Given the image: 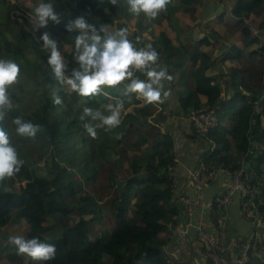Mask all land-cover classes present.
<instances>
[{
  "label": "trees",
  "instance_id": "1",
  "mask_svg": "<svg viewBox=\"0 0 264 264\" xmlns=\"http://www.w3.org/2000/svg\"><path fill=\"white\" fill-rule=\"evenodd\" d=\"M70 1L68 15L60 17V24L50 21L46 29L31 32L17 28L16 3L3 5L6 16L3 20L0 18V59L16 62L20 75L9 88L13 108L0 122V127L8 133L10 143L24 163L18 173L0 181V238L9 241L3 228L11 223L12 211L17 209L25 221L26 238H38L56 246L55 259L38 264H181L179 262L183 261L200 264L203 250L207 256V243L198 234L191 241L193 227H188L185 233L188 232L189 243L203 245L197 255L191 253V245L185 246L187 256L176 253L178 242L169 236L170 227L180 222L187 226L189 217L185 208L183 211L178 204L180 196L185 194L176 190L172 138L155 127L142 130L141 117L150 116L151 110L146 112L140 108L139 112L127 113L117 128L107 132L97 129L96 138H92L84 129V123L89 121H81L80 116L84 107L100 109L107 114L103 106L109 104L110 99L104 93L110 88L105 87L93 97H81L62 86L47 64L49 52L41 48L39 39L44 31L57 42L67 64L66 75H71L77 65L74 60L77 33L66 30L70 21L83 16L97 29L102 25L119 28L121 0L116 5L100 4L99 0ZM173 1L170 0L161 15L169 17L176 10ZM230 8L244 33L251 35L244 20L263 14L264 0H231ZM121 9L134 16L127 10L125 0ZM257 19L256 24L264 36V20ZM163 43L168 49L171 41L166 35H163ZM259 44L264 55V38ZM197 81V91L208 97L210 107L226 105L221 90L213 86L210 79L199 77ZM256 83L247 85V91L240 93L242 106L239 109L235 103H228L230 112L236 110L232 128L218 126L201 135L192 125L200 140H205L211 148L213 144L217 146L213 152L205 151L199 161L203 159L211 169L223 167L230 172L245 169L255 176L253 183L264 178V70ZM64 89L68 93H64ZM69 93L71 102L67 98ZM54 96L62 99L60 105L54 104ZM257 104L262 110H257ZM184 107H190V99ZM223 116L219 111V118ZM17 117L40 125L41 131L35 138L17 135L16 126L12 124ZM254 141L260 144L256 151L252 150ZM221 174L225 173H218L217 178ZM263 199L264 186L258 197L247 198L246 202L263 218L261 235L264 238ZM235 201H239L243 211L245 201L241 196H236L233 203ZM198 209L191 217L192 222ZM208 210L215 218L217 231L219 213L224 212V208L215 205ZM245 220L254 224L253 220ZM255 238L256 235L252 239L254 242ZM262 244L264 246L262 242L258 247ZM158 247L164 248L174 260L168 259ZM252 253L253 250L248 264L257 262ZM227 260L232 264L229 254ZM207 264H211L208 257Z\"/></svg>",
  "mask_w": 264,
  "mask_h": 264
},
{
  "label": "crops",
  "instance_id": "2",
  "mask_svg": "<svg viewBox=\"0 0 264 264\" xmlns=\"http://www.w3.org/2000/svg\"><path fill=\"white\" fill-rule=\"evenodd\" d=\"M173 2L176 10L169 17L160 13L155 19H146L141 13L140 16L138 15V20L137 15L132 16L122 12L121 6L124 0H121L119 28H109L111 33L126 28L128 39L137 49L152 45L159 54L158 65L165 67L172 77L171 80L162 81L164 90L169 91L170 94L167 97L162 95V103L144 104L136 99L135 94H132L130 98L123 95L125 85L129 83L125 81L115 88H110L107 97L113 104L117 98L124 101L121 119L132 111L139 112L140 108H144L146 112L151 110L150 116L141 117L140 121L144 125L142 130L155 127L172 138V155L175 161L173 177L176 190L193 198L195 190L190 181V173L199 159L204 156L205 151L213 152L217 147L213 144L212 149L205 140H200L195 135L190 121L191 111L210 106L208 97L197 91L199 83L197 80L199 77L210 79L212 85L221 90V98L226 102V105H218L220 112L224 113V116L220 117L221 126L224 129H230L234 125L233 113L236 110L230 112L228 103H235L236 109L242 106L240 93L247 91V85L251 86L257 82L260 72L264 70V55L259 39L246 35L243 27L235 19L230 8L231 0H203L202 3L197 4L187 0ZM252 18L254 20L258 18L257 20L261 22L264 20V13ZM135 35H137L136 38H134ZM163 35L171 41L168 49L163 43ZM133 71L134 75L140 79H147L142 73L135 69ZM189 99L190 107L186 109L184 105ZM130 100H132L131 106L128 105ZM259 109L260 107L257 106V110ZM261 181L264 186V178ZM229 184L228 175H219L213 184L204 189L205 199L212 200L225 193ZM178 204L184 211L179 200ZM208 209V207L198 209L194 217V227L190 230L191 241L197 236L198 227L210 233L216 231L215 218ZM227 212V243H252V256H255L257 260L254 264H264V246L262 244L258 247L259 243L264 242L261 235L263 224L257 227L255 224L246 222L239 201L232 203ZM12 217L11 223L3 228V231L9 237L16 234L24 235L26 233L24 226H20L22 217L17 209L12 211ZM175 229L176 234L173 238L178 242L175 247L176 253L187 256L184 250L188 245H191V253L195 251L196 255L202 250L203 245L189 243L188 232L185 233L188 227L184 222H180ZM255 235L257 238L254 242L252 239ZM203 252L200 264H207V256L204 250ZM230 256L232 264H235L236 255ZM38 263L39 261H32L30 258L19 255L15 246L0 238V264Z\"/></svg>",
  "mask_w": 264,
  "mask_h": 264
},
{
  "label": "clouds",
  "instance_id": "3",
  "mask_svg": "<svg viewBox=\"0 0 264 264\" xmlns=\"http://www.w3.org/2000/svg\"><path fill=\"white\" fill-rule=\"evenodd\" d=\"M105 2L116 5L118 0H99L100 4ZM125 2L130 13L137 16L143 13L147 18L155 19L162 11H166L170 0H125ZM107 11L108 9L105 8V12ZM30 19L34 29H46L50 21L54 24L61 23L51 0L48 2L40 0V3L31 9ZM254 21L256 24V20ZM108 28L109 26L102 25L97 29L94 25L89 24L83 16L66 25V30L69 33H77L74 60L78 67L72 70L71 75H66L67 64L58 49L57 42L48 31H44L39 37L42 41L41 48L49 52L47 64L55 79L62 86H67L69 91L75 92L81 97H93L99 95L105 87L115 88L125 81H129L125 85L123 93L125 97L130 98L132 94H135L136 99L144 104L162 103V95L167 97L170 94L169 91L164 90L162 81L171 80L172 77L165 67L158 65V52L152 48L151 44L145 48H135L128 39L126 28L119 29L114 33L109 32ZM260 36L262 40L261 32ZM133 69L142 73L147 79L142 80L135 76ZM19 75L20 67L16 62L10 59H0V122L4 121L7 113L13 108L9 88L17 82ZM104 95L107 93L105 92ZM53 102L55 105H60L62 99L59 96H54ZM257 106L260 107L259 110H262L260 104ZM103 108L107 114L100 109L84 107L80 116L81 121H89L84 123V129L92 138H96L97 129L107 132L120 125L124 101L117 98L114 104L109 103ZM12 124L16 126V134L21 137L35 138L41 131L40 125L26 122L20 117L14 118ZM221 124L220 119V126ZM23 163L19 159L15 147L10 143L8 133L3 127H0V181L18 173ZM24 223L25 221L21 219L20 226H23ZM8 242L15 246L19 255L30 258L32 261L53 260L57 252L54 244L41 242L38 238L28 239L22 234L10 236Z\"/></svg>",
  "mask_w": 264,
  "mask_h": 264
},
{
  "label": "built area",
  "instance_id": "4",
  "mask_svg": "<svg viewBox=\"0 0 264 264\" xmlns=\"http://www.w3.org/2000/svg\"><path fill=\"white\" fill-rule=\"evenodd\" d=\"M245 23L249 26L252 36L259 38L260 30L255 24L253 18H246ZM190 120L196 131L201 135H206L216 127L220 126L219 107H206L191 112ZM218 173H225L230 176V186L226 192L214 200H207L204 197L203 191L209 187L217 178ZM190 179L194 183L196 197L191 198L187 195H182L179 198L180 204L185 208L189 217L187 227H194L191 217L196 209L199 207H208L213 209L215 205H220L224 208V212L220 211L221 215L218 220V230L210 233L204 228L198 227V236L205 240L207 243V257L211 264H230L227 260V255H236L235 264H248L250 260V251L253 248L252 243H227V209L236 196H241L244 202L243 215L245 219L253 220L257 227L262 225L263 218L254 213V209L249 207L246 199H253L258 197L262 192V181L253 183L255 179L253 173L246 172L241 169L236 172H230L223 167L210 168L207 163L202 159L198 165L191 171ZM176 233L175 227L169 228V236L172 237Z\"/></svg>",
  "mask_w": 264,
  "mask_h": 264
},
{
  "label": "rangeland",
  "instance_id": "5",
  "mask_svg": "<svg viewBox=\"0 0 264 264\" xmlns=\"http://www.w3.org/2000/svg\"><path fill=\"white\" fill-rule=\"evenodd\" d=\"M6 2H10L11 4H17L18 9H14L15 13H17L19 15V19H18V26L17 28L19 30H26V31H32L34 30V26L33 23L30 19V12L31 9L34 8L35 6H37L40 3V0H0V18L3 20L6 16L4 10H3V5ZM46 2H48V0H46ZM51 2H53L54 4V10L56 12V14L59 17H65L66 15H68L69 12V4H70V0H51ZM50 23V22H49ZM5 29V28H4ZM8 32H10V29L7 30ZM8 38V37H7ZM78 65H75V68H77ZM63 92L68 93L67 89H64ZM68 100L71 102L72 99V95L69 93V95L67 96ZM134 102V101H133ZM129 106L132 105V100H130V104H128ZM128 107V106H127ZM131 153H134V151H130ZM133 155V154H132ZM131 155V156H132ZM117 161H122L121 159H117ZM42 165V164H41ZM38 167H43L38 165ZM78 178L82 179V175L78 174Z\"/></svg>",
  "mask_w": 264,
  "mask_h": 264
},
{
  "label": "water",
  "instance_id": "6",
  "mask_svg": "<svg viewBox=\"0 0 264 264\" xmlns=\"http://www.w3.org/2000/svg\"><path fill=\"white\" fill-rule=\"evenodd\" d=\"M255 133V130L253 131V134ZM257 147H260V144H258V143H256L255 141H254V143H253V145H252V150L253 151H255L256 150V148ZM257 156V155H256ZM165 255H166V257L168 258V259H170V260H174L166 251H165V249L164 248H162V247H158ZM194 255H196L195 254V251H194ZM179 263H181V264H187V263H189V262H185V261H183V262H179Z\"/></svg>",
  "mask_w": 264,
  "mask_h": 264
}]
</instances>
